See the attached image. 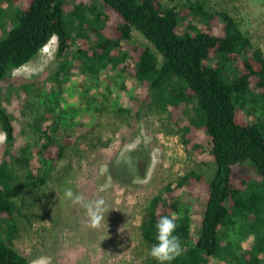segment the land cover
<instances>
[{"label":"trees","instance_id":"obj_1","mask_svg":"<svg viewBox=\"0 0 264 264\" xmlns=\"http://www.w3.org/2000/svg\"><path fill=\"white\" fill-rule=\"evenodd\" d=\"M101 3L96 10L78 2L67 12L65 0H30L0 40V125L7 144L0 162V264H31L7 238L17 231L16 199L44 186L68 148L78 143L62 129L68 90L77 98L72 120L86 136L104 127L108 114L126 110L125 102L140 99L169 114L188 154L208 152L211 177L196 171L179 175L144 209L140 235L147 249L156 243L159 218L175 216L183 251L172 264H213L215 259L229 264L225 237L242 219L247 230L230 264H264V115L254 107L264 111L262 50L226 10L208 9L205 0ZM134 31L147 42L136 40ZM52 37L61 59L56 74L36 89L4 90L12 71ZM13 90L18 96L20 90L25 95L44 90V103L24 125L4 105H13ZM145 151L115 156L109 174L122 183L144 178L150 162ZM246 161L255 171L238 174ZM192 196L200 197L201 205L195 236L187 207Z\"/></svg>","mask_w":264,"mask_h":264},{"label":"rangeland","instance_id":"obj_2","mask_svg":"<svg viewBox=\"0 0 264 264\" xmlns=\"http://www.w3.org/2000/svg\"><path fill=\"white\" fill-rule=\"evenodd\" d=\"M29 1L0 0V40L16 23V15ZM205 1L208 9L226 10L264 56V0ZM78 2L96 10L102 9L101 0H65L67 12H71ZM133 37L147 42L136 31ZM56 52L57 38L52 37L31 61L12 71L8 82L3 85L4 90L8 86L16 89L21 85H33L32 89H36L37 84H45L56 74L61 63ZM90 87H94V80H90ZM15 93L13 90L11 94L15 96L13 105L5 101L4 105L24 125L30 120L32 111L44 103V90L36 92L40 94L25 95L22 90L20 96ZM63 98L62 129L66 128L71 135L77 136L78 143L68 148L44 186L31 197L16 199L17 231L7 238L8 244L31 264H156L148 256V249L141 239L142 213L160 188L177 176L196 171L206 178L211 177L214 165L208 152L188 154L169 114L150 101L143 103L140 99L125 102L126 110L108 114L103 120L104 127L86 136L72 120L77 98L71 90ZM193 106L194 102L187 105L190 116L194 115ZM254 107L257 115H264L258 105ZM6 148L5 133L0 125V162L6 155ZM145 149L150 162L144 178L122 183L109 174L108 164L115 156L121 158L131 151ZM249 170L255 171L246 161L238 166L237 173L248 174ZM102 185L104 191L99 190ZM67 188L82 195L85 202L103 200L105 219L98 228L87 226L83 207L65 198ZM199 198L192 196L187 206L191 208L193 236L201 215ZM246 230L245 220L239 219L227 231L225 250L232 252L224 251L223 255L228 256L229 264ZM213 264L220 263L215 259Z\"/></svg>","mask_w":264,"mask_h":264},{"label":"clouds","instance_id":"obj_3","mask_svg":"<svg viewBox=\"0 0 264 264\" xmlns=\"http://www.w3.org/2000/svg\"><path fill=\"white\" fill-rule=\"evenodd\" d=\"M15 74V72H13ZM105 186L100 187V191H104ZM65 198L69 199L74 205L83 207L86 213V223L90 228H98L104 217V202L102 199L85 202L80 194H75L71 188L64 191ZM177 228V220L175 216H161L155 224V241L148 249V256L153 259L156 264H172L182 254V245L175 234Z\"/></svg>","mask_w":264,"mask_h":264}]
</instances>
